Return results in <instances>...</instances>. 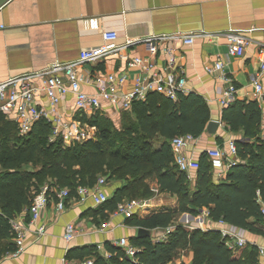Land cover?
I'll list each match as a JSON object with an SVG mask.
<instances>
[{
  "label": "trees",
  "instance_id": "1",
  "mask_svg": "<svg viewBox=\"0 0 264 264\" xmlns=\"http://www.w3.org/2000/svg\"><path fill=\"white\" fill-rule=\"evenodd\" d=\"M96 128L93 139L65 146L62 138L50 142L52 126L41 120L32 132L21 137L17 124L0 112V260L17 249L10 220L29 209L43 187L93 188L101 176L125 182L106 204L90 215L109 219L118 205L134 197L151 198L156 186L160 194L176 197L175 209L159 210L146 218L133 217L129 226L151 232L176 225L179 215L194 217L208 211L212 223L223 221L239 231L264 237V216L259 198L264 201V115L257 101H235L223 110L227 128L241 138L237 164L219 183L207 153L201 154L195 183L176 164L172 141L180 136L201 138L211 122L205 100L196 94H179L173 101L151 93L146 101L135 102L130 112L121 114L120 127L112 118L95 112L77 117ZM222 144V139L217 140ZM32 167V169H29ZM153 197V196H152ZM30 218V217H29ZM130 243L142 250L136 263L123 249L105 243L106 259L97 246L71 249L67 260L90 259L93 264H172L180 246L193 254L191 264H264L258 248L248 245L231 250L221 234L209 229L187 230L177 226L168 239L155 243L152 237H133Z\"/></svg>",
  "mask_w": 264,
  "mask_h": 264
},
{
  "label": "crops",
  "instance_id": "2",
  "mask_svg": "<svg viewBox=\"0 0 264 264\" xmlns=\"http://www.w3.org/2000/svg\"><path fill=\"white\" fill-rule=\"evenodd\" d=\"M230 29L248 35L253 41L241 58L229 56L228 42L223 37H199L191 46L181 42L174 44L179 66L185 72L186 93L201 96L209 108L211 121H221L216 135L206 132L194 146L182 151L185 157L198 161L201 154L207 153L209 149L218 147L226 151L230 141L241 138L240 134L231 132L222 120L224 109L219 102L227 89L226 83L219 73L207 74V69L217 61H223L224 73L233 79L237 89L232 104L236 100L257 101L264 115V91L261 97L252 85V80L260 72L258 45H264V0H13L0 11V83L45 69L54 62L75 61L82 51L102 45L104 32H116L119 36L116 44H122L128 38L144 39L174 33L217 34ZM129 57L151 58L155 61L154 70L147 76L149 78L155 71H162L165 65L162 53L152 57L145 46L131 50ZM86 69L97 73L127 74L129 90L133 89V80L143 76L139 69H129L127 61L117 55H111L100 64L89 65ZM260 82L264 90V74ZM83 90L87 93L95 91L87 86H83ZM37 100L42 106L50 107L44 94ZM103 107V113L110 117V104L103 102ZM58 113L64 121L77 118L73 95L61 101ZM112 113L117 116L120 125L121 113L117 110ZM61 138L65 146L72 145L70 140ZM218 138L222 139V144L217 142ZM228 172L219 179L218 171H215L214 182L224 180ZM189 177L195 183V172ZM118 184L104 187L110 199L124 185ZM152 189L157 188L155 186ZM154 197L153 205L151 201L135 217L146 218L156 211L178 206L174 196L159 193ZM96 209L98 207L90 199L86 204L71 202L66 211L58 215L51 201L41 217V222L47 227L46 235L38 239L34 229H28L25 252L16 259L6 256L0 260V264H87L92 260H67L69 251L101 246L99 252L103 254L106 252L105 243L114 244L122 238L130 241L138 236L139 228L129 226L128 219L115 216L116 211L110 214L108 220L102 221L100 217L95 219L90 215ZM29 217L27 209L15 218L27 221ZM181 219L184 223H176L171 227L172 232L177 226L202 231L219 228L201 215L194 217L186 214ZM71 223L78 225L82 232L68 244L64 235L67 225ZM156 231L164 233V230ZM156 231L150 235L153 241L163 234H157ZM246 238L250 245L264 247V237L246 233ZM13 242L16 245V239ZM192 260L193 254L187 250L181 252L172 264H191Z\"/></svg>",
  "mask_w": 264,
  "mask_h": 264
},
{
  "label": "built area",
  "instance_id": "3",
  "mask_svg": "<svg viewBox=\"0 0 264 264\" xmlns=\"http://www.w3.org/2000/svg\"><path fill=\"white\" fill-rule=\"evenodd\" d=\"M104 43L99 47L82 51L75 61L68 63L54 62L47 68L24 74L18 77L10 78L0 83V112L10 118L17 124L18 132L21 137L29 135L35 124L41 120L46 121L52 126L50 142H55L63 137L64 140H70L71 143H85L93 139L96 135V128L82 123L77 118L72 121H64L58 113V107L61 101L68 95H73L75 99V108L77 117L93 115L95 112H105L103 102L110 104L112 112L116 110L119 113L130 112L135 102L146 101L151 93H157L170 100L177 101L179 94L186 93L185 72L179 66V58L174 49V44L181 42L186 46L193 45L197 38H225L228 42L229 56L241 58L246 49L253 43L248 35L230 29L217 34H163L153 35L144 39H126L122 44H116L118 34L114 31L104 32L102 34ZM145 46L152 57L159 53L165 58L163 70L155 71L151 78L148 74L154 70L155 61L151 58L136 57L130 59L131 50ZM258 60L260 72L252 80V85L258 95L262 97L263 86L260 82L264 74V45H258ZM111 55H117L122 60L127 61L129 69H139L142 77L133 80V89L129 90L127 84L129 76L127 74L115 73H97L87 70L90 65H97L106 60ZM220 74V77L227 85V89L222 94L220 106L223 109L228 108L237 93L233 79L225 75L223 61H217L213 67L207 69V74ZM83 86L94 88V93H87ZM41 94L48 99L50 107L46 108L39 104L37 97ZM92 111V113L90 112ZM105 114V113H103ZM197 139L192 136H180L172 141V147L175 154L176 164L181 172L190 175L199 169V162L187 158L182 154L184 149L195 145ZM207 156L214 171H218L219 179L223 178L233 166L237 164L238 152L234 141H230L227 150L213 148L207 151ZM107 179L100 177L93 188L78 187L77 196L71 198L69 189H61L50 186L43 187L37 194L31 207L28 209L30 218H14L10 220V225L16 235V251L8 256L16 259L25 252V242L28 229H34V234L38 239L43 238L47 233V227L41 222L42 212L47 208L51 201L54 202L55 212L60 215L64 213L71 202L86 204L92 199L96 207L106 204L110 198L105 192ZM153 193L159 194L158 189H152ZM151 199L141 201H124L116 209L115 216H122L125 219L133 218L139 210L149 206ZM261 213L264 216V201L259 198ZM208 211H202L201 216L208 219ZM218 231L225 244L231 250L244 248L251 243L241 235V232L225 224L223 221L216 223ZM173 229L164 230L162 236L154 239L155 243L166 241ZM81 228L74 224H68L66 227L64 239L69 244L73 242L80 234ZM124 250L126 256L136 263L137 256L142 250L135 247L129 240L122 238L113 244ZM101 246L98 249L101 250ZM259 256L264 260V247L257 246ZM106 259L111 258L108 252L103 253ZM87 264H93L89 261Z\"/></svg>",
  "mask_w": 264,
  "mask_h": 264
},
{
  "label": "rangeland",
  "instance_id": "4",
  "mask_svg": "<svg viewBox=\"0 0 264 264\" xmlns=\"http://www.w3.org/2000/svg\"><path fill=\"white\" fill-rule=\"evenodd\" d=\"M110 117L113 119V121L115 122V124H116V128H121L119 125H118V119H117V116H115V115H113V113H112V111H110ZM29 169H32V167H29ZM101 177H104V178H106L107 179V185L108 184H112V185H119L118 183H120L121 185L122 184H124V185H126V183L123 181V182H120V181H110V180H108V177H106V176H101ZM124 185H123V187H124ZM153 196V197H152ZM151 196V198H149V199H152L151 201V204L153 205V198L155 199V197L154 196H156V194H154L153 193V195ZM166 198V197H165ZM127 199V200H126ZM125 200L126 201H141L142 199H141V197H133L132 198V200L131 199H128V198H125ZM164 200H169V198L168 199H164ZM167 203H168V201H166L165 202V204L167 205ZM186 214H188V213H184V214H182V215H179V217H177V219H176V223H179L180 225H182V223H184L183 222V220L181 219V217H183V215H186ZM189 215V214H188ZM189 223V221H187L186 222V224H188ZM187 230H190V231H192L193 229H190V228H186ZM195 229V228H194ZM156 233L157 234H162L163 232L162 231H156ZM241 235H243L245 238H246V233L244 234V232H241ZM187 247H184V246H180V248H179V254L181 253V252H185V251H187V249H186ZM233 251H235V250H233Z\"/></svg>",
  "mask_w": 264,
  "mask_h": 264
},
{
  "label": "water",
  "instance_id": "5",
  "mask_svg": "<svg viewBox=\"0 0 264 264\" xmlns=\"http://www.w3.org/2000/svg\"><path fill=\"white\" fill-rule=\"evenodd\" d=\"M12 1L13 0H0V11ZM220 127H221V121L212 120L207 127V133L209 135H216ZM150 235H151V231L144 229V228H140L138 230L137 237L144 238V237H150Z\"/></svg>",
  "mask_w": 264,
  "mask_h": 264
}]
</instances>
